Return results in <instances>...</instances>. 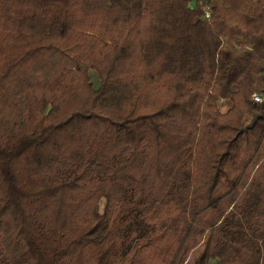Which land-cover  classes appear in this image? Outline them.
Returning <instances> with one entry per match:
<instances>
[{
	"label": "trees",
	"instance_id": "trees-1",
	"mask_svg": "<svg viewBox=\"0 0 264 264\" xmlns=\"http://www.w3.org/2000/svg\"><path fill=\"white\" fill-rule=\"evenodd\" d=\"M189 1L0 0L1 105L38 114L2 118L0 264H264V0ZM147 140L171 197L135 172Z\"/></svg>",
	"mask_w": 264,
	"mask_h": 264
},
{
	"label": "rangeland",
	"instance_id": "rangeland-1",
	"mask_svg": "<svg viewBox=\"0 0 264 264\" xmlns=\"http://www.w3.org/2000/svg\"><path fill=\"white\" fill-rule=\"evenodd\" d=\"M203 0H201V3L198 4V6H201L203 4ZM211 3V2H210ZM209 3V4H210ZM208 4V5H209ZM211 6V4L209 5ZM220 12L224 13V16H228L227 14L230 13L229 9L226 5L223 6ZM213 17V16H212ZM239 22V19L236 17V14H232L231 17L228 19V23H237ZM223 40L225 41V37H223ZM90 78L93 83L94 88H97L99 85V77L97 74V71L95 70H89ZM67 94L63 96V99L59 102L58 111L55 115L58 117H63L67 115L69 112H71L72 109H74L77 102H71V95ZM164 97V92L162 94ZM232 106V101L230 99H222L218 102L217 108L221 113H225L230 107ZM35 108V109H34ZM37 107L35 103H26V104H20L15 107H2L1 101H0V129L2 128L4 122L6 120L2 118H7V120H10L14 122L17 120V115L21 112V115H26L29 117L31 115L30 121L28 120V123H32L37 117L38 114L36 112ZM252 116L251 114H244L242 117V123L243 125L248 123L250 118ZM53 121H57L55 116L53 118ZM141 128V127H140ZM139 128V129H140ZM71 131V129H70ZM71 132L68 130L61 133L60 140H68L71 139ZM163 151H166V157L162 154ZM160 153V154H158ZM135 156L134 160V169L135 172L138 169L139 174H146V178L148 182H150V185L158 192L162 197H171L168 193L169 187L171 186L172 177L169 178V173H174V167H171V165H166L164 162L168 163L170 160L168 158V147H166L163 143L156 144L152 140H147L146 143L137 144L133 153ZM183 155V156H182ZM188 153L184 151V153H181V161L184 159H187ZM180 207L182 209L187 210L184 215L180 218L187 219L188 217V207L187 206V198L181 199ZM104 200L101 199L98 202V210L99 212L103 209Z\"/></svg>",
	"mask_w": 264,
	"mask_h": 264
},
{
	"label": "built area",
	"instance_id": "built-area-1",
	"mask_svg": "<svg viewBox=\"0 0 264 264\" xmlns=\"http://www.w3.org/2000/svg\"><path fill=\"white\" fill-rule=\"evenodd\" d=\"M201 10H202L203 17L205 19H210V17H211V8L208 5V2L206 0H204L203 4L201 5ZM251 98L256 103L262 101L261 96L259 94H257V93L252 94Z\"/></svg>",
	"mask_w": 264,
	"mask_h": 264
},
{
	"label": "water",
	"instance_id": "water-1",
	"mask_svg": "<svg viewBox=\"0 0 264 264\" xmlns=\"http://www.w3.org/2000/svg\"><path fill=\"white\" fill-rule=\"evenodd\" d=\"M258 116H259L258 113H254V114L251 116L249 122L246 123V124H244V126H243V128H242L241 130H246L247 128L251 127V126L254 124V122L256 121V119H257Z\"/></svg>",
	"mask_w": 264,
	"mask_h": 264
},
{
	"label": "crops",
	"instance_id": "crops-1",
	"mask_svg": "<svg viewBox=\"0 0 264 264\" xmlns=\"http://www.w3.org/2000/svg\"><path fill=\"white\" fill-rule=\"evenodd\" d=\"M200 3H201V0H190L189 1V6L193 7V6L198 5Z\"/></svg>",
	"mask_w": 264,
	"mask_h": 264
}]
</instances>
